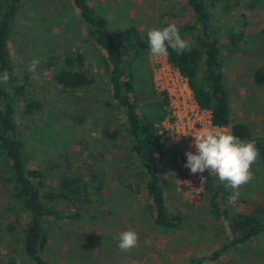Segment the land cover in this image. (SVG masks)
Returning <instances> with one entry per match:
<instances>
[{
  "label": "rangeland",
  "instance_id": "1",
  "mask_svg": "<svg viewBox=\"0 0 264 264\" xmlns=\"http://www.w3.org/2000/svg\"><path fill=\"white\" fill-rule=\"evenodd\" d=\"M243 0L231 12L218 9L221 21L224 73L233 122H244L264 135V84L255 80L258 68H264V1L249 7ZM96 10L109 20L125 56L127 72L133 75L135 97L142 114L156 121L163 136V154L158 159L168 203L183 219L175 227H163L154 221L151 199L144 181L126 168L129 140L121 132L110 140L105 128L123 130L126 116L110 100L108 70L104 51L89 37L80 12L72 0H27L19 16L21 30L12 46L16 73L29 81V90L43 102L33 114L19 107L16 116L25 134L29 165L48 166L52 161L74 165L93 160L107 172L103 193L90 196L89 208L79 219H53L48 229L45 256L53 264H188L197 254H212L222 249L228 225L211 212L206 185L191 186L183 164L184 142L176 134L169 102L162 106V93L156 88L155 74L168 66L167 56L149 53L147 33L152 28L192 20L186 0H91ZM248 24L242 26V15ZM214 18V19H215ZM229 26L243 28L246 42L229 48L225 32ZM80 50L87 66L96 75L89 88L65 93L55 84L53 56ZM41 57L35 72L30 71L33 57ZM162 116V117H161ZM173 122V123H172ZM230 132V127L217 128ZM56 171V170H55ZM253 179L240 187L237 199L264 201V164L257 157L250 169ZM119 175H123L121 178ZM131 182L133 187H129ZM233 191L211 173L208 180ZM10 186L0 181V213L9 202ZM239 202L237 208H241ZM3 222L7 220L2 219ZM138 233V243L129 251L118 248L119 234ZM12 236L0 229V264L10 251ZM211 264H264V232L238 248H231Z\"/></svg>",
  "mask_w": 264,
  "mask_h": 264
},
{
  "label": "trees",
  "instance_id": "2",
  "mask_svg": "<svg viewBox=\"0 0 264 264\" xmlns=\"http://www.w3.org/2000/svg\"><path fill=\"white\" fill-rule=\"evenodd\" d=\"M27 0H0V73H9L7 84L0 83V181L10 186L9 202L0 213V229L12 236L10 251L1 264H53L44 254L48 244V229L53 219H79L89 208L90 196L103 193L108 183L107 172L93 160L74 165L52 161L48 166L29 165L26 156L25 134L16 113L22 107L33 114L43 109V102L29 90V81L16 73L12 46L18 30L19 16ZM86 25L89 37L104 53L108 70L110 100L105 104L116 105L126 116L123 130L105 128L110 140H118L122 131L129 140L126 168L144 181L150 199L154 221L163 227H175L183 219L182 213L168 203L158 169L159 156L163 154V136L156 121L139 110L135 97L134 78L127 72L125 56L116 40L105 15L96 10L91 0H72ZM194 18L178 25L182 38L190 42V49L178 54L168 49V60L187 77L198 105L208 109L212 122L229 126L230 132L243 140H254L259 159L264 164V135L253 131L244 122H233L224 73L221 21L216 12H231L243 0H186ZM264 0H251L253 8ZM215 18V19H214ZM243 24H248L243 14ZM167 26V25H163ZM225 36L231 50L246 42L243 28L229 26ZM259 35H264V27ZM55 84L65 93H75L91 87L96 75L87 66L85 54L73 51L53 56ZM255 80L264 84V68L255 72ZM162 106L169 100L162 94ZM162 117V116H161ZM56 170V171H55ZM123 178V175H119ZM126 182L128 179H125ZM133 187L131 182H127ZM211 212L223 218L228 234L222 249L212 254H197L188 264H211L231 248L247 244L264 232V201L236 199L229 201L232 192L221 184L207 181ZM243 202L241 208H237ZM2 219H6L3 222Z\"/></svg>",
  "mask_w": 264,
  "mask_h": 264
},
{
  "label": "clouds",
  "instance_id": "3",
  "mask_svg": "<svg viewBox=\"0 0 264 264\" xmlns=\"http://www.w3.org/2000/svg\"><path fill=\"white\" fill-rule=\"evenodd\" d=\"M147 42L149 53L155 57L167 56L169 48L178 54L190 49V42L182 38L174 23L149 30ZM40 63L41 57H33L29 70L35 72ZM9 79L7 70L0 73V83L7 84ZM193 137L194 142L190 148H194L195 152L185 153L187 159L184 167L189 168L192 174H201V187L207 184L208 177L203 173L209 170L214 178L226 182L233 190L229 201L234 202L240 195V187L253 179L250 169L259 156L255 141L243 140L231 132L207 128L200 130ZM138 239V233L134 230L123 231L119 234L118 248L121 251H129L137 245Z\"/></svg>",
  "mask_w": 264,
  "mask_h": 264
},
{
  "label": "built area",
  "instance_id": "4",
  "mask_svg": "<svg viewBox=\"0 0 264 264\" xmlns=\"http://www.w3.org/2000/svg\"><path fill=\"white\" fill-rule=\"evenodd\" d=\"M167 61L168 66L159 69L154 78L156 88L168 97L171 120L176 126V134L184 142L183 164L185 165L187 159L185 153L187 151L195 152L194 148H190V145L194 142L193 136L205 128L217 129L225 128L226 126L213 124L211 111L203 109L198 105L187 77L182 75L180 70L168 58ZM184 171L191 186L200 190L201 174H192L191 170L186 167H184ZM209 173V170H205L203 175L208 177Z\"/></svg>",
  "mask_w": 264,
  "mask_h": 264
}]
</instances>
